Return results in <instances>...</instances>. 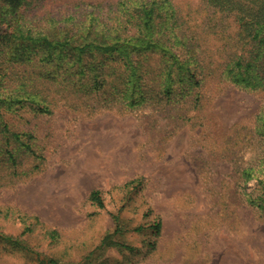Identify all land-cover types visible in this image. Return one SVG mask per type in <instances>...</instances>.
<instances>
[{"label":"rangeland","instance_id":"rangeland-1","mask_svg":"<svg viewBox=\"0 0 264 264\" xmlns=\"http://www.w3.org/2000/svg\"><path fill=\"white\" fill-rule=\"evenodd\" d=\"M71 105L8 116L36 141L18 174L0 167V264H264V196L244 176L264 93L223 81L155 111Z\"/></svg>","mask_w":264,"mask_h":264},{"label":"trees","instance_id":"trees-1","mask_svg":"<svg viewBox=\"0 0 264 264\" xmlns=\"http://www.w3.org/2000/svg\"><path fill=\"white\" fill-rule=\"evenodd\" d=\"M223 81L264 93V0H201L197 11L171 0H0V167L16 175L23 156L35 154L33 133L14 130L8 118L26 106L38 114L58 100L155 111ZM254 130L260 152L251 148L258 158L244 176L264 196V110ZM89 199L102 206L99 191Z\"/></svg>","mask_w":264,"mask_h":264}]
</instances>
